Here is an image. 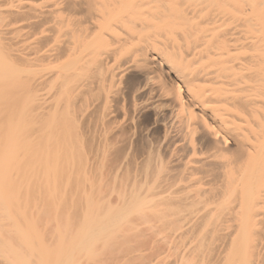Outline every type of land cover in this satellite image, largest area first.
<instances>
[{
	"label": "bare ground",
	"instance_id": "1",
	"mask_svg": "<svg viewBox=\"0 0 264 264\" xmlns=\"http://www.w3.org/2000/svg\"><path fill=\"white\" fill-rule=\"evenodd\" d=\"M0 264H264V0H0Z\"/></svg>",
	"mask_w": 264,
	"mask_h": 264
}]
</instances>
